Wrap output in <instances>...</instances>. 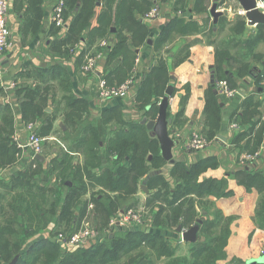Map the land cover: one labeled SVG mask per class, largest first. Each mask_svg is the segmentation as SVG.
Segmentation results:
<instances>
[{
    "label": "trees",
    "instance_id": "16d2710c",
    "mask_svg": "<svg viewBox=\"0 0 264 264\" xmlns=\"http://www.w3.org/2000/svg\"><path fill=\"white\" fill-rule=\"evenodd\" d=\"M62 1L64 18L68 21L72 17V21L66 36L53 44L52 52L60 58H68L82 38L92 46L97 39L107 36L114 26L117 43L108 55L106 83L109 87L120 86L132 78L136 58L132 49L144 44L149 36L148 27L134 17L135 11L142 16L147 15L153 8V1L135 3L123 0L117 18L113 19L109 12L112 0H106L98 25L91 30L88 29L99 0ZM204 1L197 0V13L205 11ZM24 2L30 5L28 28L33 36H37L43 26L44 0H19L16 9ZM60 30L53 23L50 33L56 34ZM197 31L196 24H184L181 19H173L156 40L157 48ZM244 31L245 21H238L233 30L237 42L234 46L228 44L226 48L217 49L215 84L206 92L203 126L204 138L214 142L221 127V104L224 102L215 92L218 83L226 81L231 89L237 90L240 88L237 81L252 76L253 67L261 64L263 69L255 78L256 90L244 100L242 116L237 120L239 126L250 124L251 127L248 132L237 134L233 140V144L241 147L240 144L248 139L241 151L254 155L264 140V123L259 119L262 103L257 100L262 94L264 96V54L257 53L264 44V24L258 25V31L251 34L253 36L242 40ZM235 48L239 49L236 56L233 54ZM187 58L179 54L175 58V67ZM171 79L166 62L160 59L157 65L143 73L134 99L135 106L146 110L147 114L155 110L164 99ZM15 91L22 120L27 125L28 122L39 121L41 128L37 135L41 138H50L55 122L59 117L63 118L67 126L65 137L76 143L73 153L83 156L84 162L74 165V156L62 151L47 167L34 160L9 179L0 178V264H219L228 258L226 247L234 218L226 217L210 200L218 201L233 195L228 189L229 179L235 180L249 193L257 191L259 202L254 221L257 228L264 231V170L252 165L228 174L226 179H201L208 170L220 166L218 158L208 157L190 166L183 162L174 164L170 170L171 180L167 179L158 173L167 165L161 155L159 141L145 133L141 123L126 121L120 107L105 110L98 122L91 121L89 101L76 96L73 77L61 61L43 69L27 62L15 81ZM5 95L7 97V91L0 84V99ZM186 102L187 99L181 105L177 120L184 115ZM50 106L55 109L51 115L46 112ZM0 123L2 173L17 167L23 152L14 140V110L5 100L0 104ZM110 128L102 154L101 144L105 143L104 135ZM150 174L146 180L150 192L146 206L152 213V219L146 223L151 228L164 232L188 231L202 222L200 241L190 246L191 257L178 256L179 246L172 244L166 236L141 231L112 236L75 254H63L60 246L49 240L33 242L32 237L48 229L52 223L57 230L66 224V232H76L87 216L90 204L95 206V213L99 215L97 224L101 230L108 228L122 203L133 200L138 204L136 197L141 191V182ZM50 180L53 184L49 185ZM90 190H94L91 198L81 206L79 214H75V209ZM77 219L78 224L75 223ZM14 236L19 237L18 242L12 240ZM229 264L246 263L233 259Z\"/></svg>",
    "mask_w": 264,
    "mask_h": 264
},
{
    "label": "crops",
    "instance_id": "0c3cea01",
    "mask_svg": "<svg viewBox=\"0 0 264 264\" xmlns=\"http://www.w3.org/2000/svg\"><path fill=\"white\" fill-rule=\"evenodd\" d=\"M17 1L19 0H7V31L9 35V45L0 60V84L1 87L7 91V97L5 95L3 99L1 98L0 104H3V100H5L14 110V136L17 135L21 139L26 140L29 135L26 128L27 124L22 120L21 107L15 91V81L23 72L25 64L30 61L36 68L43 69L50 68L54 66L56 62L61 61L63 67L73 77V88L76 96L89 101V117L91 121L98 122L102 118L105 110L120 107L126 121L141 123L145 128V133L152 138H156L160 143L158 124L152 129H148L147 127L149 122L155 121L157 123L160 106L156 107V112L152 109L150 113L147 114L146 110L138 109L135 106L134 99L140 87L139 85L143 73L157 65L160 59H164L168 71L172 75V79L165 93V97L169 100L170 117L168 116L166 120V134L170 143L167 152L164 153L161 149V155L166 160L167 165L158 173L163 174L167 179L171 180L170 170L174 164L183 162L190 166L208 157L218 158L220 166L217 169L208 170L201 179H226L229 176L228 174L247 168L243 165V156L247 153L245 151L242 152L241 148L245 146L248 139H245L240 144L241 147H237V145L233 144V140L237 134L248 132L251 127L250 124H242L239 126L240 123L237 120L242 116V104L244 100L256 90L255 78L263 69L261 64H256L253 67L252 76L249 75L237 81L240 88L236 90L238 92L236 97L229 99L220 89L215 88V92L224 102L221 104V127L212 145L206 151L191 153L186 152L183 148L184 139H187L189 136L197 134L204 137L203 123L206 92L215 84L214 70L216 66L217 49L220 47L226 48L228 44L234 46L237 39H235L233 30L238 21H245V31L241 35L242 40L253 36L251 34L258 31V25H250L246 16L238 13L246 8V4L243 0H205L204 7L206 9L199 13L195 11L197 0H133L135 3L153 1V8L157 5L160 6L161 14L156 19L148 20L145 19V16H142L141 13L135 11L134 17L140 19L149 29V36L145 43L132 49L136 55L134 72L137 69V73L135 74L137 86L135 85L133 91L130 92L126 99L113 98L110 100H103L100 98L97 82L99 80L106 82V77L109 73L107 67L108 55L117 43L114 37L115 27L113 26L111 28L108 35L105 36L106 38L97 39L92 46L87 45L86 40L82 38L81 42L75 47V51L71 53V56L63 59L56 53H53L51 48L56 41L66 36L72 17L66 21L67 25L65 28H61L56 34L50 33L51 26L55 23L53 20L59 0H44L43 8L45 10V15L43 26L37 36H33L31 29L28 28L29 17L31 18L30 5L27 2H24L23 5L18 4L17 10ZM105 1L106 0H99V6L91 19L90 28L88 30L97 27L99 15L105 9ZM253 1H255V4L257 3L256 0ZM121 3H123V0H112L109 12L113 19H116L118 16ZM153 8H151V10ZM173 19H181L184 24L194 23L197 25L198 31L186 34L185 36H179L171 43L163 44L159 46L160 48H157L156 40L159 38L163 29ZM56 26L58 27L57 24ZM126 34L130 36L129 32H126ZM103 42L106 43V46H103ZM261 48L262 47H259L257 53L264 54V48ZM184 51H186V53H183ZM238 51L239 49H233L234 56H236ZM179 54H183L188 58L175 67V58ZM90 56L96 58L97 64L94 72L88 75L83 73L82 64L84 59ZM137 59H139L138 64H136ZM116 64L118 65L119 62L114 63L112 67ZM262 85L264 86V81ZM185 99H187V102L184 115L177 120V115ZM257 100L262 103L260 107L262 116L259 119L264 123L263 94ZM46 112L51 115L55 113V109L53 106H50L46 109ZM60 118L61 117L58 118V121ZM55 124L54 131L55 127H57ZM233 125H237L238 128L232 129ZM58 127V130L61 131L63 136L59 139L53 131L50 135L52 140L49 139L42 145V153L39 156L40 159L36 157L34 160H38L44 167H47L51 164L52 160L62 153V151H66L74 156V165L82 164L84 162L83 156H80L78 153H73L76 143L72 139L65 137L67 126L62 125ZM110 130L111 128L107 129L105 132V143L101 144L103 148H101L100 151L102 154L106 149ZM178 135L181 137H177ZM50 143L54 145L50 146L51 148L54 147L53 152L51 151L49 155H45V148L48 149ZM256 153L260 154L258 160L255 163H249L248 166L253 165L254 167L264 170V140L261 149ZM23 154V159L19 162L22 169L30 165V162L34 161L30 149L24 150ZM103 163L105 164L106 161L104 160ZM19 165L17 167H11L2 173L0 172V177L2 176L3 179H9L21 169ZM151 175L152 174L141 182V193L137 195V201L142 203L146 201L150 193L146 187V180H148ZM143 186L146 187V190L141 188ZM228 189L233 192V195L216 201L217 207L223 211L226 217L234 218L230 226L231 236L226 247L228 258L226 261L219 262V264H229L233 259L241 260L246 264H264V231L258 229L254 221L256 207L259 202V194L257 191L251 193L247 192L245 187L238 185L233 179H229ZM130 225L135 227L128 229V231L134 230L145 233H159L169 238L174 245L182 243L179 240L178 233L158 231L151 228L149 224L143 226L136 224ZM116 226L118 227L117 230L122 228L121 223H117ZM49 227L51 232L55 224L52 223ZM190 231H186V233ZM40 240L51 241L47 236L42 237ZM199 241L200 237L198 236L192 240L189 238L188 241L183 243H192L194 245ZM185 255L182 257H186Z\"/></svg>",
    "mask_w": 264,
    "mask_h": 264
},
{
    "label": "rangeland",
    "instance_id": "374dc122",
    "mask_svg": "<svg viewBox=\"0 0 264 264\" xmlns=\"http://www.w3.org/2000/svg\"><path fill=\"white\" fill-rule=\"evenodd\" d=\"M260 47H262L261 49H263L264 48V44H262ZM133 75H135L134 70H133ZM130 80H131V78L129 80H127L123 85H125ZM136 83L137 82H134L125 93L119 94V95H117V97H113V98L126 99V97L129 96L130 92L133 91ZM123 85L112 86V87L113 88H120ZM113 98H110V99H113ZM110 99H108V100H110ZM62 119L63 118H60L59 121L57 120L58 122H56V124H55V126H57V127H55V131L54 132L56 134V137H59V139H60V137L63 136L61 131L58 130L59 129L58 126L64 125ZM29 124H31V125H33L35 127V128H33L35 130V133H39L40 128H41V124H40L39 121L28 122V125ZM0 126H2L1 123H0ZM48 139L52 140L51 138H48ZM50 142H52V141H50ZM53 143L49 144L48 149L45 148V151H44L45 155H49L50 154L49 152H51V151L53 152L54 147L53 148L50 147V146H54ZM23 156H24V154L22 152L21 160L23 159ZM20 167L22 168V166H20ZM0 178H3V177L1 176ZM45 179H48V177L45 176ZM50 184H53V180L49 181V185ZM93 192H94V190L93 191L90 190V192H87V194L85 195V197L81 201V205H79L75 209V214H77V215L79 214V210L81 209V206L85 202H87V200H89L91 198ZM65 193H66V191H65ZM139 193H141V192H139ZM97 197H101V195L97 196ZM146 201H147V198H146ZM146 201L144 203L139 201L138 204H137V203H134L133 200H128V201L122 203L119 211L117 212V214L111 220L110 226L108 228L103 229V230H101V228L99 227V224H97V221L99 220L98 219L99 215H98V213H95V206L93 204H90L88 206L87 216L83 219L80 228H78L79 230H77L76 232H73V233L66 232L65 230L67 229V226L65 224L63 227L59 228L58 230L54 227L51 232H50V227H48V229H45V230L41 231L40 233H38L37 235L33 236L32 239H34L33 241H35V240L37 241V240L42 239V237L47 236V238H49L53 243H55V244L57 243L60 246V249L63 252V254H67V253H74L75 254L79 250H87L91 246H94L96 244H101L102 242H105L106 239L112 238V236L113 237L114 236H118V235H121V234H123L125 232H134V230L128 231V229H131L132 227H135V226L130 225V224H136V223H134L131 220L130 221L125 220V217H126V219L129 218L128 217L129 213L137 215L138 218L140 219L139 220L140 221L139 224H136V225H139V226L147 225L146 221L148 223H150V221L152 219V213H151L150 209L147 208ZM210 202L211 203L214 202L213 205H214L215 208H217L216 201L210 200ZM93 211H94V214H92ZM78 222H79V219L75 220V223L78 224ZM115 223L116 224L117 223H121L122 224V228L117 230L118 227L116 226ZM201 224H202V222L199 221V223L194 227V228L198 227V229L196 228V230H195L196 232H192L191 233L193 238H196V237H198L200 235L199 232H200ZM87 230L92 231V234H90L89 236L86 237V235H87L86 231ZM188 231H190V230H188ZM191 231H192V229H191ZM172 232L178 233L179 234V240H180V234L183 231L178 232V230H177V231H171V233ZM184 232L186 233V231H184ZM18 239H19L18 236L12 237V240L14 242H18L17 241ZM74 239H79V242L78 243L76 242L74 244ZM180 242H182V243L177 244L179 246L178 247V251H177V255L182 257V256H184L186 254L185 255L186 257H191V255H192L191 253L192 252H190V246L193 245V244L192 243L191 244L190 243L189 244H184L183 242H185V241H181V240H180ZM187 254H188V256H187Z\"/></svg>",
    "mask_w": 264,
    "mask_h": 264
},
{
    "label": "built area",
    "instance_id": "2783aa9c",
    "mask_svg": "<svg viewBox=\"0 0 264 264\" xmlns=\"http://www.w3.org/2000/svg\"><path fill=\"white\" fill-rule=\"evenodd\" d=\"M256 7L264 14V0H256ZM65 5L64 2L62 0H59V3L57 4V7L55 9V16H54V20L53 22H55L59 28H65L66 27V20L64 18V10H65ZM7 8H8V2L7 0H0V60L4 55V52L6 51V49L8 48L9 45V35H8V31H7ZM238 13H240V15H244L246 16V11L245 10H241ZM161 11H160V6H155L147 15H145V19L148 20H152V19H156L160 16ZM103 46H106V43L103 42L102 43ZM139 63V59L136 60V64ZM96 64H97V60L95 57L90 56L87 57L85 60V64L82 68L83 73L85 74H91L92 72H94L95 68H96ZM137 73V69L135 70V74ZM135 76L133 75L131 80L128 81L125 85L121 86L120 88H113V87H108L106 82L103 80H99L97 82V89H98V93L101 99L103 100H108L110 98L113 97H117V95L125 93L129 87L135 82ZM218 89H220L223 94L231 99L236 97V95L238 94V92L236 90H233L229 87L228 83L226 81L223 82H219L218 83ZM27 131L29 132L28 137L26 138V140L21 139L19 136H14V140L17 144V146L19 147V149H21L22 151L26 150V149H30L32 152V159L34 160L37 156H40L42 153V145L43 143L47 142L49 139L48 138H41L40 136L37 135V133H35V130L33 128H35L33 125L29 124L26 126ZM238 126L237 125H233L232 129H237ZM177 137H181V136H177ZM181 139V138H179ZM213 142H209L207 141L204 137L199 136L197 134H193L192 136H189L187 139H184L183 142V148L186 152L191 153V152H200V151H206ZM260 154L256 153L254 155L251 154H245L243 156V165L245 167H249L248 164L249 163H255L258 158H259ZM128 219L125 220L127 221H133L136 224H139V218L137 215L129 213L128 215ZM87 236H89L90 234H92V231L87 230ZM184 234L185 232L183 231L180 234V240L184 241ZM79 242V239H74V244Z\"/></svg>",
    "mask_w": 264,
    "mask_h": 264
},
{
    "label": "water",
    "instance_id": "95a60500",
    "mask_svg": "<svg viewBox=\"0 0 264 264\" xmlns=\"http://www.w3.org/2000/svg\"><path fill=\"white\" fill-rule=\"evenodd\" d=\"M243 1L246 4V8L244 9L246 11V18L249 21V24L252 26L264 24V14L256 7L255 1L253 0H243ZM159 106H160V111H159V118L157 123L155 121L149 122L147 127L148 129H152L156 124H158V128H159L158 135L161 143V149L165 153L167 152L170 143L166 134L167 110L169 106L168 98L165 97ZM37 159H40V157L37 156ZM141 188L143 190H146L145 186ZM196 228L198 229V227ZM196 228H193L191 232L184 234V241H188L189 238L190 240L194 239L191 233L196 232L195 231ZM178 232H181V230H178Z\"/></svg>",
    "mask_w": 264,
    "mask_h": 264
}]
</instances>
